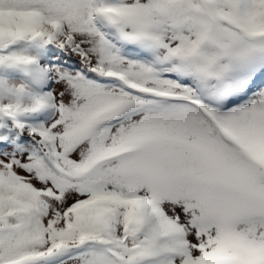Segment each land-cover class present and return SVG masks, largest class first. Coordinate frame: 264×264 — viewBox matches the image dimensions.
Listing matches in <instances>:
<instances>
[{"label":"snow or ice","instance_id":"snow-or-ice-1","mask_svg":"<svg viewBox=\"0 0 264 264\" xmlns=\"http://www.w3.org/2000/svg\"><path fill=\"white\" fill-rule=\"evenodd\" d=\"M0 264H264V0H0Z\"/></svg>","mask_w":264,"mask_h":264}]
</instances>
